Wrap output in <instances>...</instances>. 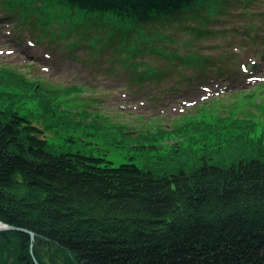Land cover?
I'll return each instance as SVG.
<instances>
[{
	"label": "trees",
	"instance_id": "1",
	"mask_svg": "<svg viewBox=\"0 0 264 264\" xmlns=\"http://www.w3.org/2000/svg\"><path fill=\"white\" fill-rule=\"evenodd\" d=\"M25 1L36 10L81 12L87 46L103 56L112 50V63L131 68L139 84L159 81L165 72L155 65L140 69L149 55L164 56L169 69L178 68L191 83L180 67L207 73L215 57L206 48H230L237 37L264 46V0ZM239 18L245 24L235 25ZM44 88L40 78L0 65V220L36 233L32 242L27 232L0 230V264H35L34 257L39 264H264L262 136L241 132L211 149L216 144L206 137L219 129L188 121L171 134L194 141L146 156L153 158L150 166H113L104 156L49 150L44 130L21 112L25 104L38 107L47 128L102 116L82 109L75 114L83 119L74 120L60 104L61 93ZM159 132L137 138L153 144ZM169 161L179 169H154Z\"/></svg>",
	"mask_w": 264,
	"mask_h": 264
},
{
	"label": "rangeland",
	"instance_id": "2",
	"mask_svg": "<svg viewBox=\"0 0 264 264\" xmlns=\"http://www.w3.org/2000/svg\"><path fill=\"white\" fill-rule=\"evenodd\" d=\"M81 14L69 15L53 7L36 10L33 3L25 0H0V65L17 69L29 78H40L48 87L44 89L59 91L62 108L73 112H66L68 117L83 119L75 114L82 109L102 116L87 125L55 123L47 128L38 107L25 104L21 112H29L34 123L44 130L49 150L104 156L113 166L128 162L150 166L153 158L146 156L165 153L175 142L187 145L194 141L182 134H171L188 121H202L219 129L206 137V143L216 144L211 149L241 132H248L245 135L250 138L262 136L264 140V46L246 44V40L237 37L230 48H206L215 57L207 73L180 67L190 76L191 83L180 77L178 68L169 69L167 58L149 55L148 64L140 69L147 71L155 65L165 72L159 81L139 84L131 80V68L112 63V50L103 56L101 50L87 46L80 37L86 29L79 30ZM260 22L263 24L264 20ZM243 24L244 18L235 20V25ZM229 55L231 58L226 59ZM220 56L224 57L222 61ZM194 74L198 78H193ZM73 84L84 89L64 93L68 92L64 86ZM149 130L163 131L158 133L162 138L153 144L141 139ZM192 135L195 139L202 137L198 132ZM139 145L147 148H137ZM179 166L176 161H169L162 163L160 170L154 169L171 173Z\"/></svg>",
	"mask_w": 264,
	"mask_h": 264
},
{
	"label": "water",
	"instance_id": "3",
	"mask_svg": "<svg viewBox=\"0 0 264 264\" xmlns=\"http://www.w3.org/2000/svg\"><path fill=\"white\" fill-rule=\"evenodd\" d=\"M0 230L1 231H5V230H19V231H24V232H27L31 235V240L32 242L35 241V238H36V233L31 231V230H28V229H25V228H21V227H16L14 225H10L8 223H5L3 221L0 220ZM39 244L42 243V240H40L38 242ZM33 246V244L31 245V247ZM34 261H35V264H39L38 260L34 257Z\"/></svg>",
	"mask_w": 264,
	"mask_h": 264
},
{
	"label": "bare ground",
	"instance_id": "4",
	"mask_svg": "<svg viewBox=\"0 0 264 264\" xmlns=\"http://www.w3.org/2000/svg\"><path fill=\"white\" fill-rule=\"evenodd\" d=\"M6 223V222H5Z\"/></svg>",
	"mask_w": 264,
	"mask_h": 264
}]
</instances>
